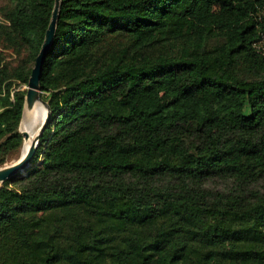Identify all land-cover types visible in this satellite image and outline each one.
I'll return each mask as SVG.
<instances>
[{
	"label": "trees",
	"instance_id": "16d2710c",
	"mask_svg": "<svg viewBox=\"0 0 264 264\" xmlns=\"http://www.w3.org/2000/svg\"><path fill=\"white\" fill-rule=\"evenodd\" d=\"M56 0L0 22V165ZM264 0H61L0 264H264Z\"/></svg>",
	"mask_w": 264,
	"mask_h": 264
},
{
	"label": "water",
	"instance_id": "95a60500",
	"mask_svg": "<svg viewBox=\"0 0 264 264\" xmlns=\"http://www.w3.org/2000/svg\"><path fill=\"white\" fill-rule=\"evenodd\" d=\"M60 6H61V0H56L52 13V19L46 30L45 40L42 44V47L38 55L36 56L35 64L32 68V72L29 78L22 120L25 115V112L32 110L38 102H43V104L46 107V114L44 115L37 132L31 133V128L30 130L29 129L24 130L19 128L24 135V142L28 139H31V144L25 152H23V147H22L20 156L14 162L0 167V182H4L17 175L27 173L28 168L33 164V158L39 146L40 136L49 122L50 106H49V102L42 98L41 95L42 89H41L40 81L44 70V61L56 33ZM38 117L34 120V122L40 119Z\"/></svg>",
	"mask_w": 264,
	"mask_h": 264
},
{
	"label": "bare ground",
	"instance_id": "6f19581e",
	"mask_svg": "<svg viewBox=\"0 0 264 264\" xmlns=\"http://www.w3.org/2000/svg\"><path fill=\"white\" fill-rule=\"evenodd\" d=\"M45 114H46L45 105L43 104V102H38L32 110L25 112L22 122V128L24 130L29 129L31 127V122L33 121V119H36L39 116L38 118L42 120ZM31 133H33V131H31ZM30 144H31V139H28L24 142L23 152H25L28 149Z\"/></svg>",
	"mask_w": 264,
	"mask_h": 264
},
{
	"label": "rangeland",
	"instance_id": "374dc122",
	"mask_svg": "<svg viewBox=\"0 0 264 264\" xmlns=\"http://www.w3.org/2000/svg\"><path fill=\"white\" fill-rule=\"evenodd\" d=\"M11 3H12V0H0V22L2 20L1 9L4 6H6V5H10ZM34 120L35 119H33V121L31 122V127L30 128H31V131H33L35 133V132H37V130H38V128H39L42 120L38 119L36 122H34ZM22 122H23V120H22ZM22 122H21V124L19 126V128H21V129H23L22 128ZM30 128H29V130H30ZM21 151H22V149H21ZM21 151H20V153H21ZM20 153H19V155L15 156V157H12L11 159H9L4 165L10 164V163L14 162L20 156ZM4 165H0V167L1 166H4ZM2 184H3V182H0V185H2Z\"/></svg>",
	"mask_w": 264,
	"mask_h": 264
},
{
	"label": "built area",
	"instance_id": "2783aa9c",
	"mask_svg": "<svg viewBox=\"0 0 264 264\" xmlns=\"http://www.w3.org/2000/svg\"><path fill=\"white\" fill-rule=\"evenodd\" d=\"M256 46L264 51V31H262L261 37L256 41Z\"/></svg>",
	"mask_w": 264,
	"mask_h": 264
}]
</instances>
